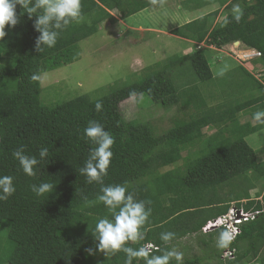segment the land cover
I'll use <instances>...</instances> for the list:
<instances>
[{
	"label": "trees",
	"instance_id": "16d2710c",
	"mask_svg": "<svg viewBox=\"0 0 264 264\" xmlns=\"http://www.w3.org/2000/svg\"><path fill=\"white\" fill-rule=\"evenodd\" d=\"M160 1L81 0L80 21L56 29L60 33L56 45L42 53L34 47L40 35L33 26L36 14L29 18L17 5L19 23L6 26L7 35L0 40V176H12L15 187L7 200L0 201V264H124L126 255L122 251L104 254L95 250L98 242L91 232L98 218L110 214L102 203L85 205L84 198L95 200L101 188L96 182L88 183L80 173L96 146L84 136L90 120L101 123L115 141L104 184H126L137 199L151 201L148 206L152 212L142 229L144 239L128 241L126 246L140 248L142 241H152L157 246L152 254L161 255L186 235L200 233L208 242L214 237L218 240L223 228L201 234V227L226 213L234 202L245 211L259 212L240 225V233L229 244L227 249H235V257L222 259L225 249L217 246L208 255L185 258L183 264H242L243 260L264 264V186L260 199H251L249 193L261 179L258 171L264 176V160L258 162L245 141L246 136L264 125L239 121L244 113L253 116V109L264 110V86L243 65L238 69L244 80L260 91L258 96L223 108L206 106L204 99H197L193 102L196 113L160 135H154L147 123L124 119L120 103L143 94L169 108L181 96L192 93L195 85L189 88L191 91L185 87L179 96V89L167 75L172 59L160 69H148L140 81L100 98L92 100L81 95L52 106L40 103L41 73L69 62L70 49L96 34L103 22L113 19L110 11L126 18ZM233 3L243 9L239 22L228 11L220 23L210 27L209 20L217 11L209 12L194 20L196 39H205L207 49L219 50L240 41L259 53L256 64L264 70V0H231L224 8L228 10ZM175 32L183 34L179 29ZM14 51L19 54L13 55ZM177 58L189 61L194 80L206 82L213 78L204 48ZM97 101L102 103L99 112L95 110ZM213 125L217 130L205 138L203 129ZM196 143L199 148L183 157L181 149ZM21 145L26 155L38 159L39 150L48 149V156L35 166L34 176L26 175L12 156ZM179 161L182 165L169 168ZM229 180L240 192L228 198L215 195L216 189ZM42 182L54 183L53 191L37 196L31 186ZM211 189V198H204L203 194H209ZM169 231L175 237L164 243L160 234ZM89 248L94 254H88ZM133 264L146 262L140 258ZM170 264H176L175 260Z\"/></svg>",
	"mask_w": 264,
	"mask_h": 264
},
{
	"label": "rangeland",
	"instance_id": "374dc122",
	"mask_svg": "<svg viewBox=\"0 0 264 264\" xmlns=\"http://www.w3.org/2000/svg\"><path fill=\"white\" fill-rule=\"evenodd\" d=\"M248 1L253 2V0ZM228 2L231 0H162L126 18H121L116 11H110L113 19L103 22L96 34L77 42L70 49L69 62L41 73L39 78L40 103L52 106L81 95L92 100L100 98L115 89L140 81L148 69H160L171 59L173 63L167 75L173 79L174 86L179 89H177L179 96L187 88L191 91L192 89L189 88L195 85L192 93L181 96L179 102L169 108L154 103L143 94L120 103L124 119H136L147 123L154 135H160L177 123L187 121L197 111L193 104L197 99H204L206 106L220 105L223 108L225 105L230 106L233 103H240L258 96L260 91L252 87L253 84L249 80H244L245 77L239 71L238 66L243 65L263 86L264 70L256 64V58L250 60L252 62L249 61L252 66L249 67L246 64L248 61H240L236 54L243 57L247 52L249 55L245 58H249L254 57L252 54H255L254 51L242 45L236 47L238 44L234 45V43L220 50H209L210 47L207 49L204 44L205 39L201 41L196 39L198 32L197 26H193L196 22L194 20L216 10L217 13L209 20L210 27L220 23L228 11L232 13L233 5L236 4L233 3L227 10L224 7ZM176 29L183 34L173 33ZM186 31L189 32L186 33ZM202 48L207 55L213 74V78L206 82L194 80L193 72L188 68L189 61L177 58ZM12 54L18 55L19 53L14 51ZM4 55L6 56L7 53ZM237 58L239 61L236 60ZM159 61L165 63L158 65ZM257 110L259 109H253L255 112ZM247 120L254 125L253 116L246 113L240 115V122ZM216 130L215 125L205 127L204 137L214 134ZM245 141L254 150L257 161H263L264 128L246 136ZM197 148H199L198 143L192 146L186 145L185 149H181L182 156H187ZM180 165H182L181 161L169 168ZM258 174L261 175V179L257 180L254 188L249 191L250 198L253 200L260 198L261 189L264 186V176L259 171ZM211 190L209 194H207L208 191L203 194L204 198H211L213 189ZM216 190L218 192L215 195L221 198L235 196V193L240 192V188L235 186L233 180L226 181ZM232 205L234 206L235 203L231 202L230 206ZM205 240L206 243H204ZM207 240L208 238L203 239L200 233H194L172 243L171 249L182 252L184 259L205 256L218 246V240L215 237L212 242ZM254 262L250 263L246 260L242 264H257V260Z\"/></svg>",
	"mask_w": 264,
	"mask_h": 264
},
{
	"label": "clouds",
	"instance_id": "9594fccd",
	"mask_svg": "<svg viewBox=\"0 0 264 264\" xmlns=\"http://www.w3.org/2000/svg\"><path fill=\"white\" fill-rule=\"evenodd\" d=\"M153 2L155 3V0ZM17 5L27 13L29 18L36 14L33 26L40 33L34 46L37 53H42L46 48L50 49L56 45L60 35L56 29H64L71 22H79L82 18L81 0H0V40L7 35L6 26L14 27L19 23V15L16 11ZM232 15L236 22L241 20L243 9L239 4L233 5ZM227 22L226 19L225 23ZM252 54L254 57L244 58L240 55L238 57L240 61L245 62L259 55V53ZM95 110L98 112L102 110L101 102H96ZM253 119L257 124L264 125V110L256 111L253 114ZM84 136L96 146L90 150L88 159L84 166L80 168V173L86 176L88 183L96 182L101 185L100 193L95 200L84 198L85 205L92 206L96 203H102L110 214V217L105 215L98 218L91 232L94 240L98 242L95 250L104 254H115L122 251L126 255L124 264H133L134 259L140 258H143L146 264H170L173 258L176 264H183V253L174 248L163 250L161 255H153L152 251L157 249V246L152 241H143L140 248L126 246L128 241L137 242L144 239L145 233L142 229L152 212L151 207L148 206L151 201L137 199L134 192L128 190L126 184H104L103 178L108 174L113 156L111 147L115 141L114 137L104 129L101 123L90 120L88 126L84 129ZM12 156L19 162L26 175L34 176L36 175L35 166L40 160L48 156V149L42 147L39 150L38 159L35 155H26L24 146L21 145L13 151ZM31 187L37 196H43L53 191L54 183L42 182ZM14 192L13 177L0 176V201L7 200ZM208 233L201 231V234ZM237 234L238 230L229 225L220 233L218 247L227 249ZM174 237L175 233L170 231L160 234V239L164 243L171 241ZM87 252L89 255L94 254L92 248L87 249Z\"/></svg>",
	"mask_w": 264,
	"mask_h": 264
},
{
	"label": "built area",
	"instance_id": "2783aa9c",
	"mask_svg": "<svg viewBox=\"0 0 264 264\" xmlns=\"http://www.w3.org/2000/svg\"><path fill=\"white\" fill-rule=\"evenodd\" d=\"M255 54H258L255 52ZM258 211H245L242 207L231 206L226 213L208 220L201 228L203 233L216 230L223 227L228 228L229 225L235 227L240 233V225L246 221L254 219L258 215ZM237 234V235H238ZM235 235V237L237 236ZM235 239V238H234ZM233 239V240H234ZM232 240V241H233ZM235 257V249H225L222 254V259H233Z\"/></svg>",
	"mask_w": 264,
	"mask_h": 264
},
{
	"label": "crops",
	"instance_id": "0c3cea01",
	"mask_svg": "<svg viewBox=\"0 0 264 264\" xmlns=\"http://www.w3.org/2000/svg\"><path fill=\"white\" fill-rule=\"evenodd\" d=\"M161 1H162V0H161ZM236 44H238V46H236V47H240V45H242V46L245 47L246 49H249V50H252V51H253V49L244 46L240 41H236V42L234 43V45H236ZM226 47H227V46H226ZM210 49L219 50V49H215V48H213V47L210 48ZM243 50H244V49H243ZM233 51H235L234 48H233ZM184 52H186V51L184 50ZM184 52H182V53H184ZM236 52H237V51H236ZM191 53H192V52H191ZM246 53H247V52H246ZM236 54H237V56H239L238 53H236ZM183 55H184V54H183ZM236 60H238V58H237ZM238 61H239V60H238ZM250 62H252V61H250ZM250 62L248 61V63H246V64L249 65V67H252ZM163 63H165V62H164V61H159L158 65H159V64L162 65ZM246 64H245V65H246ZM164 65H165V64H164ZM247 65H246V66H247ZM259 199H260V198H259ZM255 200H257V199H255ZM243 261H246V260H243ZM243 261H242V262H243ZM252 262H254V261H252ZM254 263H255V262H254Z\"/></svg>",
	"mask_w": 264,
	"mask_h": 264
},
{
	"label": "bare ground",
	"instance_id": "6f19581e",
	"mask_svg": "<svg viewBox=\"0 0 264 264\" xmlns=\"http://www.w3.org/2000/svg\"><path fill=\"white\" fill-rule=\"evenodd\" d=\"M247 55H249V53H245V54L243 55V57L245 58Z\"/></svg>",
	"mask_w": 264,
	"mask_h": 264
}]
</instances>
